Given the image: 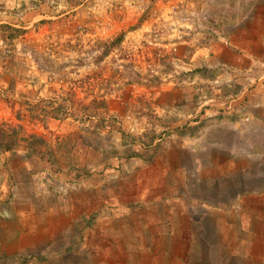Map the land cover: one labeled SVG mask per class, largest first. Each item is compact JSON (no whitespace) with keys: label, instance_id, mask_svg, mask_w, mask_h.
Masks as SVG:
<instances>
[{"label":"rangeland","instance_id":"374dc122","mask_svg":"<svg viewBox=\"0 0 264 264\" xmlns=\"http://www.w3.org/2000/svg\"><path fill=\"white\" fill-rule=\"evenodd\" d=\"M3 124L0 264H264V0H0Z\"/></svg>","mask_w":264,"mask_h":264},{"label":"trees","instance_id":"16d2710c","mask_svg":"<svg viewBox=\"0 0 264 264\" xmlns=\"http://www.w3.org/2000/svg\"><path fill=\"white\" fill-rule=\"evenodd\" d=\"M11 130H13L11 125H0V147L8 150L12 147V145H16L19 140L26 144V155L28 157H40L41 160L48 161L50 164L58 162L59 158L57 155L60 154V149L53 148L47 138L35 134L20 137L16 134L15 130L9 134ZM118 153L117 148L111 147V149L102 152V156L103 158H112L117 157ZM63 154L66 155L67 152H64ZM137 155L138 153L132 149L126 151V156L128 158H132Z\"/></svg>","mask_w":264,"mask_h":264},{"label":"crops","instance_id":"0c3cea01","mask_svg":"<svg viewBox=\"0 0 264 264\" xmlns=\"http://www.w3.org/2000/svg\"><path fill=\"white\" fill-rule=\"evenodd\" d=\"M246 56L245 55H235V54H232V63L231 64H233V63H237V64H233L234 66H240L241 65V63H245L243 66L245 67V65L246 66H248V59L247 58H245ZM247 61V62H246ZM241 62V63H240ZM240 63V64H239ZM241 67V66H240Z\"/></svg>","mask_w":264,"mask_h":264}]
</instances>
